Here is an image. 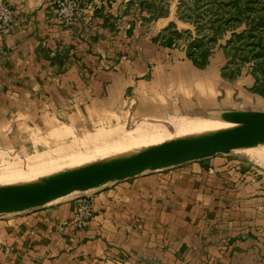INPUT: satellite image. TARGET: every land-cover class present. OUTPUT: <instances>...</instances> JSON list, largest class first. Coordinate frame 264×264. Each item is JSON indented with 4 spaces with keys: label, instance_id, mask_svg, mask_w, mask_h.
I'll return each instance as SVG.
<instances>
[{
    "label": "crops",
    "instance_id": "0c3cea01",
    "mask_svg": "<svg viewBox=\"0 0 264 264\" xmlns=\"http://www.w3.org/2000/svg\"><path fill=\"white\" fill-rule=\"evenodd\" d=\"M54 1L7 0L1 147L23 151L62 139V127L164 109H249L228 108L230 91L254 81L224 79L222 51L198 67L155 40L170 23L190 28L176 18L143 24L124 13L128 0H90L86 16L65 23ZM90 190L81 227L62 224L78 196L0 219V264H264V177L222 154Z\"/></svg>",
    "mask_w": 264,
    "mask_h": 264
},
{
    "label": "rangeland",
    "instance_id": "374dc122",
    "mask_svg": "<svg viewBox=\"0 0 264 264\" xmlns=\"http://www.w3.org/2000/svg\"><path fill=\"white\" fill-rule=\"evenodd\" d=\"M105 1L107 2L110 0ZM80 2L85 13L84 15H87L88 10L91 8L89 4L90 0H80ZM263 6L264 0H128L126 6H124V13L126 12L130 15L132 14L139 23L141 22L148 25H150L152 21L155 22L158 19L169 17H174L178 22L180 21V23H185L190 28L183 31H176L175 29H172L173 24L170 23L162 33H158V36H156L157 40L162 39V41H166L167 37L172 35L174 32H177V34L172 35L174 39L169 48H180L184 50L188 59L190 58L187 55V46L194 40L202 44L201 46L209 48L207 55L208 60L214 53V50L217 49L222 51L220 53H223L225 59L221 68L222 76L232 84L239 77H241L244 72H248L255 82L254 75L252 74V68L257 62H264V57L253 58L251 57V54H249V43H256L259 39H262L264 42V24L255 28H253V25L251 26V22L253 24V20L258 15L257 13H261L260 9ZM241 11L243 13H241ZM197 17H199V19H197ZM197 26L200 28L199 33H196L195 31ZM220 27L226 30L221 35H218L217 43L212 48L211 46L213 43L212 40H210V37L213 35L215 29H219ZM187 32L191 35H188ZM233 32L237 33L234 37L232 34ZM178 33L179 36H177ZM230 41L234 42L231 43ZM165 47L168 46L166 45ZM248 58L251 59L249 60ZM242 87V90H235L234 92L230 91L229 95L231 98H229L227 104L228 108L237 107L264 111V95L254 89V83L251 86L243 84ZM179 112L199 113L212 117L219 111L164 109L163 111L157 112V114L154 113L147 117L126 118L122 116L117 119L98 121L91 124L87 129L78 132L69 126H66L65 128L62 127L59 133L55 135L56 138L62 139H53L48 144L44 142L42 145L29 146L23 151L8 148L5 149L0 146V172L13 169L16 166L41 155L47 153H57L67 145L76 143L80 144L82 142V144L85 145V143L87 144L96 139L100 134H104V132L112 133L121 131L123 128V130H127L128 128L129 130L127 131L133 132L135 126L144 119H151L160 115ZM252 148H249V152L252 150H255L256 152V149L258 148L257 151L261 153V156L264 158V147L255 146ZM245 151H248V149ZM243 152L244 151H237L232 154L222 155L240 163V166L243 165L250 170V172L252 171L256 175L264 177V159H248ZM146 172L150 171L147 170L143 173ZM90 191L91 190L77 192L76 195L74 193L67 198L58 201L68 200L75 196H78L80 201L82 197H89L87 195ZM58 201L52 203H56ZM9 216L4 214L0 216V219H4Z\"/></svg>",
    "mask_w": 264,
    "mask_h": 264
},
{
    "label": "water",
    "instance_id": "95a60500",
    "mask_svg": "<svg viewBox=\"0 0 264 264\" xmlns=\"http://www.w3.org/2000/svg\"><path fill=\"white\" fill-rule=\"evenodd\" d=\"M213 117L232 126L186 139L165 141L126 157L91 163L24 185L0 187V216L41 207L74 191L84 192L135 177L147 170L166 169L264 144V111L224 110Z\"/></svg>",
    "mask_w": 264,
    "mask_h": 264
},
{
    "label": "bare ground",
    "instance_id": "6f19581e",
    "mask_svg": "<svg viewBox=\"0 0 264 264\" xmlns=\"http://www.w3.org/2000/svg\"><path fill=\"white\" fill-rule=\"evenodd\" d=\"M231 126V124L213 116L209 117L205 114L190 112L164 114L151 119H144L135 126L133 132L127 131L128 128L112 133L104 132V134H100L96 139L87 144L85 143V145L82 144L83 142L80 143L82 145L79 143L67 145L57 153H47L13 169L1 171L0 187L24 185L42 178L72 171L91 163L126 157L146 147L165 141L186 139ZM255 146L264 147V144L258 143ZM252 147L238 151H244L243 153L248 159H264L261 153L257 151L258 148L255 152ZM249 148H252L253 152H249ZM246 149L248 151H245ZM77 192L79 191H74L52 202L67 198L74 193L76 195ZM17 213L20 212H11L5 215L9 216Z\"/></svg>",
    "mask_w": 264,
    "mask_h": 264
},
{
    "label": "built area",
    "instance_id": "2783aa9c",
    "mask_svg": "<svg viewBox=\"0 0 264 264\" xmlns=\"http://www.w3.org/2000/svg\"><path fill=\"white\" fill-rule=\"evenodd\" d=\"M57 17L71 23L83 18L85 13L80 0H55ZM14 11L7 0H0V38L11 32ZM93 215V201L90 197H82L78 203L77 212L71 221L62 224L73 227H81L83 223Z\"/></svg>",
    "mask_w": 264,
    "mask_h": 264
},
{
    "label": "trees",
    "instance_id": "16d2710c",
    "mask_svg": "<svg viewBox=\"0 0 264 264\" xmlns=\"http://www.w3.org/2000/svg\"><path fill=\"white\" fill-rule=\"evenodd\" d=\"M260 11H261V13H257L258 15L253 20V24L251 22V26L253 25V28L258 27V26H262L264 24V6L261 7ZM241 13H243V12L241 11ZM197 19H199V17H197ZM199 30H200V28L197 26L195 28L196 33H199L200 32ZM225 30L226 29H223L222 27H220L219 29L218 28L215 29L216 32L214 31L213 35L210 37V40H212V43H213V45L211 46L212 48L217 43L218 35L219 34L221 35ZM173 34H177V32H174ZM187 34L191 35L189 32H187ZM232 34H233V37L235 35H237L236 32H233ZM172 35L167 37L166 41H162V39H160L161 42L164 45L166 44L167 46H171L173 39H174V37ZM177 36H179V33ZM155 40H157V38ZM230 42L233 43L234 41H230ZM249 44H250L249 54H251V57H253V58L254 57L255 58H263L264 57V42L262 41V39H259L256 43H249ZM201 45L202 44H200L194 40L187 46L188 57L198 67H204L208 62V58H207L208 56L207 55H208L209 48H205L204 46H201ZM248 59L250 60L251 58H248ZM252 74L254 75V78H255L254 89L257 92L264 95V62L260 61V62H257L256 64H254V66L252 68Z\"/></svg>",
    "mask_w": 264,
    "mask_h": 264
}]
</instances>
